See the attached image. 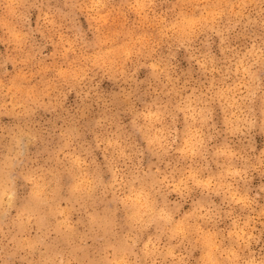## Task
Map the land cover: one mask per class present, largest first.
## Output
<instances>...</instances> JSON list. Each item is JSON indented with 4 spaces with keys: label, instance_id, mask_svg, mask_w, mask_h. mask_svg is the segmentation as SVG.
I'll return each instance as SVG.
<instances>
[{
    "label": "clouds",
    "instance_id": "9594fccd",
    "mask_svg": "<svg viewBox=\"0 0 264 264\" xmlns=\"http://www.w3.org/2000/svg\"><path fill=\"white\" fill-rule=\"evenodd\" d=\"M0 264H264V0H0Z\"/></svg>",
    "mask_w": 264,
    "mask_h": 264
}]
</instances>
